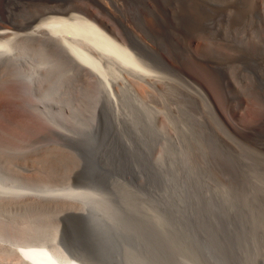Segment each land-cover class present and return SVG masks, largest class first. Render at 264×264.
I'll return each instance as SVG.
<instances>
[{"label":"rangeland","instance_id":"1","mask_svg":"<svg viewBox=\"0 0 264 264\" xmlns=\"http://www.w3.org/2000/svg\"><path fill=\"white\" fill-rule=\"evenodd\" d=\"M67 1L0 0V34L13 43L0 63L15 69L4 80L10 93L0 81V245L17 257L25 243L71 247L66 215L85 208L112 239L93 251L125 264H239V250L241 264H264V0H139L133 12L125 6L135 0ZM84 6L148 72L106 60L108 82L42 26ZM98 119L102 132L114 124L118 152L147 162L152 195L124 183L76 187L75 149ZM70 189L78 194H63ZM194 210L213 221L217 253L181 226ZM221 225L239 232L235 250L214 232ZM131 231L150 241L132 247L123 240Z\"/></svg>","mask_w":264,"mask_h":264},{"label":"bare ground","instance_id":"2","mask_svg":"<svg viewBox=\"0 0 264 264\" xmlns=\"http://www.w3.org/2000/svg\"><path fill=\"white\" fill-rule=\"evenodd\" d=\"M77 1L78 0H76V2L74 1V3H77ZM65 2L68 3L67 0H65ZM80 3L81 2H79V4ZM128 4L129 3L127 2L126 6H125V8L127 9V12H133V9L135 7H139L140 9H144L143 7H141L139 5V0H135L130 5H128ZM90 9L91 8H89L88 6H84L83 9L82 8L81 9L79 8L78 10L76 9L75 11H77V13L74 12L69 17H58V16H56V17L48 18L47 20H45L42 23V26H46L48 28V31L52 35L57 36L59 39H61L64 42L65 46L69 49V51L81 63V65L83 64V65H85V67H88L91 70H93L94 72L99 73L108 82L110 81L109 77H108L110 68H108L107 65L105 64L106 60H108L109 62L112 61L113 63H116L117 65L121 66V68H124L126 70H131V71L136 72V73L142 72V71L148 72V68H146L145 65L142 66L137 61V59L134 57V55L130 51V49L125 47L126 46L125 44L122 45L123 43L118 42L112 36H110L107 32L104 31L103 28H105L106 26L102 27V28L100 27L101 23H103L101 20H100V23L97 24L85 16V15H88L87 13ZM79 13L83 14V16H81ZM12 51H13V43H11V39L5 38V36L0 34V54H5V53L7 54V53L12 52ZM43 53H45V52H43ZM12 64L8 61H6L4 63H0V81L4 82V86H3L4 88L3 89L7 90V91L9 90L8 91L9 93L12 91V87L13 88L15 87L14 83L12 82V85H11L12 87L11 86L7 87L4 80L7 76L9 77V75L14 73L15 69H14V66H12ZM55 64H56V61H55ZM18 70L20 71L19 67H18ZM29 73H30V71H29ZM14 76H17V75H14ZM21 80L23 81L24 78ZM17 88L18 87H16V89ZM105 110H106L105 108H101V115L100 116L105 117L107 120L108 119L107 117H109V115H108V113H106ZM109 114H111V113H109ZM102 117L100 119H102ZM100 119L97 120L96 126H94V128L95 127L96 128L94 129V132H93L94 134L91 137V139L89 138L90 140L88 142H86L84 144H79L76 146L75 150L78 151V154L81 157L80 159H81V163H82L80 170L78 172V175H77L78 183H77L76 187L80 188L81 191L82 190L88 191L89 189H93L92 191H95V190H106V191H108V189H110L111 187H114L115 185L117 186V184L120 185V184L124 183V184H128L127 186H129V188H137V189L140 188L143 191H145L147 195H152L153 191H155V189H156L155 188L156 182H154V180H156L157 178L154 179V175H152L150 168L148 166H146L147 162L143 161L144 162L143 166H142V163L140 162L141 166H142V167H140L139 166L140 163L139 164L137 163V160L134 158V156H131L129 154H124L122 152H118L117 151L118 146L116 145V144H118L117 143L118 139L116 137V134L114 136L111 132L112 129L114 128L113 127L114 124L110 123V119H109L105 123V126L108 128L107 130L109 132H105V130L102 132L100 129V125H101L102 121ZM103 121H104V119H103ZM116 131H117V129H116ZM113 132H114V130H113ZM119 135H121V134H119ZM128 138H129V136H128ZM145 175L148 177V181L145 183L144 186H140L138 182L140 180H142L143 178H145ZM156 177H157V175H156ZM159 187H161V186H159ZM160 189L162 190V187ZM89 191H91V190H89ZM159 191L157 193H159ZM60 192H62V191L60 190ZM60 192H57V193L59 194ZM57 193L54 192V194H57ZM64 193L71 195V196H75L78 194V192L74 189L73 190L70 189L69 191L66 190L65 192H63V194ZM194 211L195 212H191L190 216H186V219L184 218L185 221L187 220L191 224L188 225L189 223L187 222L188 224L181 225V226H183L184 228H187L186 232L190 236L196 237L200 243L205 245L208 249H210V251L214 252V254L217 253L219 250L222 249L221 246L219 248V245L216 244V241H217V240H215L216 237L215 238L212 237L215 240V244L209 243L208 235H210V234L207 235V233H206V232L209 233L208 230L210 229L209 228L207 230L206 225H210L213 221H211L210 219L208 220L206 218L205 214L203 215L201 213L202 214L201 215V214H198V211H196V210H194ZM181 217H183V216H181ZM66 219H67V223H68L69 228L72 230L70 232H73V234L71 233L73 235L72 240H71V242L73 241V243H72L71 247L68 246V244L66 245L65 244L66 242L62 243L63 248L52 247L50 245H44V244L39 243V242L38 243L37 242L36 243H25V244H22V246L17 247V249H19V251L17 253L18 254V257H17L14 255L16 250H14V253H11V251H9L8 248L0 245V264H3V261H5V262L8 261V262H11V264H15L16 259H18L17 264H19V263H25V264H111V261H113L115 259L114 253H109L106 251L104 253L93 251V249L95 250L97 247H103V248L104 247H112V242H111L112 239H111L110 232H104V231L100 230L96 226V224H93V216H92L91 212L86 210L85 208L72 210L71 212H68V214L66 215ZM220 222L221 221H219V225L221 224ZM213 226H214V224H213ZM210 227H212V226H210ZM219 227H220V230L214 231V232H217V234L221 235L222 238L225 240V242H224L225 244H223V245H225V247L229 248L232 246L234 248L236 246V244H238L241 241L240 237L237 238V234H236L239 232L237 231L235 233L233 231V230H235L234 229L235 227L233 228V230H231L230 227L227 228L226 225H221ZM214 228H216V227H214ZM239 228H238V230H239ZM182 230H184V229H182ZM212 230H214V229H212ZM145 235L146 234L142 233V232H140V233H137L134 231L128 232L126 234V237H128V244H130L132 247H137V246L143 245V243L145 241H150L149 238L147 239L145 237ZM216 239H218V238H216ZM7 242H9V241H7ZM242 242L239 245H243ZM3 245L8 246L7 244H3ZM221 245H222V243H221ZM244 245H245V243H244ZM84 247L90 249V252L89 251L88 252H82L81 249ZM225 247L222 250L223 252H224ZM10 250H12V247L10 248ZM234 250H235V248H234ZM242 251H244V250H242ZM242 251L239 250V253H238L239 258H240L239 264H241V262H242L241 261L242 260ZM231 252L233 253V251H231ZM226 254L228 255L229 253H226ZM236 254H234V255H236ZM231 257H233V256H231ZM236 257L238 258V256H236ZM225 258H226V255H225ZM226 262L229 264L230 263L233 264V259H228V261H226Z\"/></svg>","mask_w":264,"mask_h":264},{"label":"water","instance_id":"3","mask_svg":"<svg viewBox=\"0 0 264 264\" xmlns=\"http://www.w3.org/2000/svg\"><path fill=\"white\" fill-rule=\"evenodd\" d=\"M147 181H148V177L145 175V178L140 180L138 183L140 186H144ZM123 240L128 242V237L125 236ZM111 264H125V262L119 255H115V259L111 261ZM150 264H162V263L160 261H154V262H151ZM165 264H172V263L167 262Z\"/></svg>","mask_w":264,"mask_h":264}]
</instances>
